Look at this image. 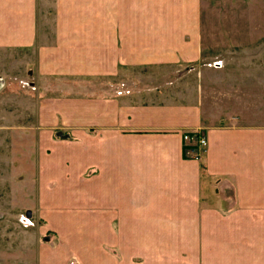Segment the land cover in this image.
<instances>
[{
    "label": "crops",
    "instance_id": "1",
    "mask_svg": "<svg viewBox=\"0 0 264 264\" xmlns=\"http://www.w3.org/2000/svg\"><path fill=\"white\" fill-rule=\"evenodd\" d=\"M41 4L0 0L34 80L31 264H264V0Z\"/></svg>",
    "mask_w": 264,
    "mask_h": 264
},
{
    "label": "rangeland",
    "instance_id": "2",
    "mask_svg": "<svg viewBox=\"0 0 264 264\" xmlns=\"http://www.w3.org/2000/svg\"><path fill=\"white\" fill-rule=\"evenodd\" d=\"M42 3L41 19L44 20L47 15L53 16V11L49 15L45 0ZM217 9L227 12L229 8ZM217 14L212 16L213 22H218ZM237 17L247 20L249 16L242 13ZM22 55L27 56V53ZM30 59L33 60V56ZM26 60L22 62L17 55L15 59L11 54L0 52V264H31V234L39 229L34 216L37 213L32 210L37 205L39 191L32 183L31 219L27 218L24 207L29 199L17 193L19 187L27 185L23 172L30 167L25 155L28 143L23 135L28 133L31 124L28 96L35 90L34 80L25 71ZM35 236L37 239V233Z\"/></svg>",
    "mask_w": 264,
    "mask_h": 264
},
{
    "label": "built area",
    "instance_id": "3",
    "mask_svg": "<svg viewBox=\"0 0 264 264\" xmlns=\"http://www.w3.org/2000/svg\"><path fill=\"white\" fill-rule=\"evenodd\" d=\"M183 138L188 145L185 150L186 155L193 157L195 160H199L208 146L207 138L201 133H185Z\"/></svg>",
    "mask_w": 264,
    "mask_h": 264
},
{
    "label": "water",
    "instance_id": "4",
    "mask_svg": "<svg viewBox=\"0 0 264 264\" xmlns=\"http://www.w3.org/2000/svg\"><path fill=\"white\" fill-rule=\"evenodd\" d=\"M31 217H32V213H31V212H28V213H27V218L30 219Z\"/></svg>",
    "mask_w": 264,
    "mask_h": 264
}]
</instances>
